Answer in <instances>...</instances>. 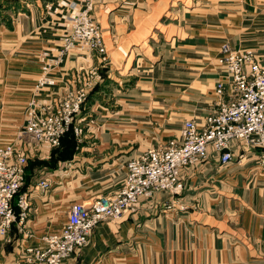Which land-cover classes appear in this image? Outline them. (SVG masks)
<instances>
[{"label":"crops","instance_id":"obj_1","mask_svg":"<svg viewBox=\"0 0 264 264\" xmlns=\"http://www.w3.org/2000/svg\"><path fill=\"white\" fill-rule=\"evenodd\" d=\"M70 2L99 24L106 61L71 50L47 75L53 85L36 92L41 54H60ZM53 4L6 35L0 30V142L17 134L31 101L48 104L82 87L90 72L94 86L76 119L82 131L71 159H51L53 150L43 148L30 156L21 186L28 210L20 223L17 207L0 236V264H31L26 250L60 232L75 203L116 193L129 160L180 140L185 121L202 122L215 108L217 84L227 80L217 64L224 44L264 62V0ZM233 153L226 166L213 156L184 168L179 194L158 193L120 222L98 225L63 264H264V169L258 151L234 146ZM43 179L45 192L36 188Z\"/></svg>","mask_w":264,"mask_h":264},{"label":"built area","instance_id":"obj_2","mask_svg":"<svg viewBox=\"0 0 264 264\" xmlns=\"http://www.w3.org/2000/svg\"><path fill=\"white\" fill-rule=\"evenodd\" d=\"M72 11L62 37V48L55 59L41 54L42 74L35 91L53 85L47 75L71 50L97 54L106 61V49L99 24L88 9ZM217 64L225 69L226 82L215 88V108L197 123L183 124L180 140H170L164 146L147 150L126 164V176L114 194L97 196L88 203H75L69 210L60 232L42 238V246L27 249L31 264H63L72 254L87 244L92 230L102 223L120 222L134 212L141 200L161 192L179 194V182L184 168H198L210 157H217L221 166L234 158L233 148L258 151V163L264 169V62L252 50H233L228 44L221 48ZM94 86L93 76L86 77L80 88H67L48 104L31 101L19 131L7 144H0V236H5L16 216L12 200L19 192L27 160L41 149L52 150L70 125L75 136L81 133L76 121ZM224 95L228 96L224 100ZM50 184L43 179L36 188L45 192ZM18 220L22 223L28 210L27 197L19 195Z\"/></svg>","mask_w":264,"mask_h":264},{"label":"rangeland","instance_id":"obj_3","mask_svg":"<svg viewBox=\"0 0 264 264\" xmlns=\"http://www.w3.org/2000/svg\"><path fill=\"white\" fill-rule=\"evenodd\" d=\"M53 6H54L53 0H0L1 34L6 35L7 32L11 30L18 22L20 23L23 20H27V19L40 18L41 16H43V12L46 11V8L52 9ZM47 10H50V9H47ZM62 37H61V40H62ZM43 52L48 53L46 51H43ZM90 76H91V72L87 73L85 77L88 78ZM80 136H81V133L75 137V141L77 145L79 144ZM7 143L8 142H2V140L0 142V144H7ZM70 159H71V156L69 155L68 158H66V160H70ZM66 160H61V161H66Z\"/></svg>","mask_w":264,"mask_h":264},{"label":"trees","instance_id":"obj_4","mask_svg":"<svg viewBox=\"0 0 264 264\" xmlns=\"http://www.w3.org/2000/svg\"><path fill=\"white\" fill-rule=\"evenodd\" d=\"M88 97H89V95L87 96V99H88ZM87 99H86V101H87ZM86 101H85V103H86ZM73 126H74L73 124L70 125L68 130L64 133V135L62 136V138L60 140V145L58 147L52 149L53 151L51 153V155H52L51 159L55 155V160H66V158H68L69 155L70 156L72 155V152L77 147V144L75 141L76 136L74 135V132H73ZM28 160H27V162H28ZM26 165H27V163H26ZM24 176H25V172H24ZM23 180H24V178H23ZM19 195H21V188H20L19 192L17 193V195L12 200V207H13L14 214H16V209H17L16 202H17Z\"/></svg>","mask_w":264,"mask_h":264}]
</instances>
